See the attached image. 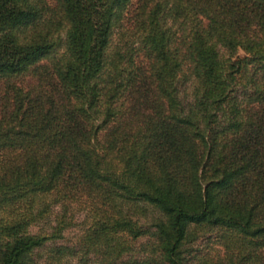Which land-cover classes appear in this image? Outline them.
<instances>
[{
  "label": "trees",
  "instance_id": "16d2710c",
  "mask_svg": "<svg viewBox=\"0 0 264 264\" xmlns=\"http://www.w3.org/2000/svg\"><path fill=\"white\" fill-rule=\"evenodd\" d=\"M201 232L264 264V0H0V264H188Z\"/></svg>",
  "mask_w": 264,
  "mask_h": 264
},
{
  "label": "rangeland",
  "instance_id": "374dc122",
  "mask_svg": "<svg viewBox=\"0 0 264 264\" xmlns=\"http://www.w3.org/2000/svg\"><path fill=\"white\" fill-rule=\"evenodd\" d=\"M43 78L44 75H28L25 77L22 85L27 88L35 84L37 85L38 83L43 84ZM56 210L58 209L56 208ZM91 216V211L84 205H74L70 207L66 216L69 225L62 233L63 236L58 240V243L68 246H78L85 229L91 223ZM151 217L152 214L148 212L146 216L141 217L139 220L142 225L149 228L151 227ZM50 220H54V214L51 215ZM43 225V222L39 225H33L30 230L36 232L39 227ZM149 230L151 233L152 228H149ZM126 242L128 245V251L123 257L124 261H130L131 259L138 261L149 257L151 254L152 256L155 255L153 246L154 237L150 234L141 236L135 240L127 237ZM188 249L189 251L186 253L188 264H201L202 262H206L207 264H243L237 260L234 263L229 262V255L223 247L220 236L217 232H201L195 240L188 244ZM90 259L91 261L87 263L94 264L92 263V255L90 256ZM77 264L80 263L78 262Z\"/></svg>",
  "mask_w": 264,
  "mask_h": 264
}]
</instances>
